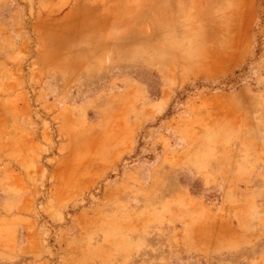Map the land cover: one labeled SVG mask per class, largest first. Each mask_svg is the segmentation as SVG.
I'll list each match as a JSON object with an SVG mask.
<instances>
[{"label":"rangeland","instance_id":"obj_1","mask_svg":"<svg viewBox=\"0 0 264 264\" xmlns=\"http://www.w3.org/2000/svg\"><path fill=\"white\" fill-rule=\"evenodd\" d=\"M183 3L110 94L148 18L0 0V264H264V0Z\"/></svg>","mask_w":264,"mask_h":264},{"label":"crops","instance_id":"obj_2","mask_svg":"<svg viewBox=\"0 0 264 264\" xmlns=\"http://www.w3.org/2000/svg\"><path fill=\"white\" fill-rule=\"evenodd\" d=\"M190 6L197 11L204 10V0H190ZM106 14L108 19V26L115 25V29L119 32V37L125 40L122 48L131 49L135 46V38L141 30L140 18H148V61H123L122 65L135 68L136 72H130L125 68L116 77L121 83H117V89L109 90L110 94L125 93L128 90V85L134 82L145 85L146 76H148L150 87L152 74L156 77V73L160 72L156 63V27L157 19H166L168 17L179 18L182 16V8L184 6L183 0H105ZM202 6V7H201ZM199 12V11H198ZM198 16V14H196ZM112 24V25H111ZM105 25H107L105 23ZM71 28V27H70ZM141 66H143L141 68ZM142 72V76L139 74ZM134 73L137 75L135 76ZM163 78V76H161ZM63 83V81H61ZM58 90V89H57Z\"/></svg>","mask_w":264,"mask_h":264}]
</instances>
